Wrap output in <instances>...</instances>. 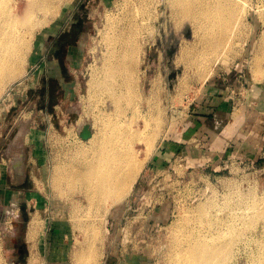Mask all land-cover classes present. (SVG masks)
<instances>
[{
    "label": "rangeland",
    "instance_id": "obj_1",
    "mask_svg": "<svg viewBox=\"0 0 264 264\" xmlns=\"http://www.w3.org/2000/svg\"><path fill=\"white\" fill-rule=\"evenodd\" d=\"M10 2L16 8L13 13L22 17L27 0ZM137 3L66 0L58 13L47 15L49 20L40 15L39 21H48L35 29L21 77L4 83L0 91V174L8 175L17 189L14 196L7 195L4 204L0 193V264H28L33 253L38 254L39 264H171L179 235L186 236L197 224L221 222L223 209L236 208L239 203L259 211L254 219L256 228L262 226L264 58L259 66L253 60L264 38V0H235L234 15L225 12L213 31L209 27L201 31L200 36L209 41L201 51L208 68L202 73L192 57L179 62L182 47L198 42L195 25L186 18L180 27L175 25L181 18L173 16L172 0H149L144 18L147 28L141 38L146 73L137 89L140 97H135L133 107L127 106V111L135 110L127 112V120L134 128L142 124L139 113L147 107L153 82H161L156 101L163 109L164 125L153 156L129 196L109 211L90 208L82 188L64 180L62 173L57 175L65 165L81 162L79 150L90 144L81 137L85 126L95 136L101 134L98 117L107 102L100 96L93 98L90 87L107 51L103 37L108 34L107 21L115 16L122 19L124 11L137 9ZM213 40L221 44L216 46ZM55 59L61 61V75L67 79L63 87L51 82L50 75L60 74ZM220 82L222 87L227 82L228 95L240 100L239 138L224 145L222 166L202 164L190 171L173 167L175 134L188 125L194 108L207 101V87ZM236 82L235 93L231 85ZM134 146L144 154L143 144ZM34 223L36 231L31 237ZM91 224L102 237H88ZM89 246L95 254L80 263L75 253Z\"/></svg>",
    "mask_w": 264,
    "mask_h": 264
},
{
    "label": "bare ground",
    "instance_id": "obj_2",
    "mask_svg": "<svg viewBox=\"0 0 264 264\" xmlns=\"http://www.w3.org/2000/svg\"><path fill=\"white\" fill-rule=\"evenodd\" d=\"M10 1L0 0V91L4 90L2 88L7 85L4 83L9 78L14 77L15 80L17 76L21 77L22 66L30 52L35 29L38 25H44L43 21L48 18L47 15L56 13L66 0H27L28 8L24 10L22 17L13 13L16 8L11 7L13 4H10ZM139 1L140 8L137 3ZM233 1L235 0H172L175 9L173 16L181 18L175 25L180 27L182 20L189 19L196 27L198 39L193 46L187 44L182 47L179 62L192 57L197 71L202 73L207 63L201 51L209 41L200 36L201 31L204 32L205 27L213 31L225 12L230 11L231 15H234L236 7L232 4ZM135 2L137 9L133 7L124 11L122 19L116 16L110 18L113 15L108 18V34L103 36L107 51L105 55L102 54V68L100 67L99 75L93 79L92 88L90 87L93 98L100 96L103 103L107 102L106 108L98 117L101 134L97 137L92 133L88 139L89 146H82L79 150L78 155L83 157L81 162L74 166L65 165L57 174L59 176L62 173L64 180L82 188L90 208L98 206L109 211L129 196L145 163L156 150V143L164 125L163 109L156 101L159 93L157 87L161 83L158 80L153 82L154 89L148 98L146 109L139 113L142 124L138 125L135 116L133 117L137 123L136 128L127 120V112L131 111V108L127 111V106L134 104L135 97H140L137 89L146 73L143 69L145 55L143 57L141 38L147 28L144 18L148 14L149 0ZM40 15L46 17L42 22L39 21ZM213 41L216 46L221 44L219 41ZM211 44L213 43L210 41ZM255 53L253 62L255 66H259L264 58V38ZM205 74L207 73H204V76ZM137 142L145 147L143 156L134 148ZM204 206H199V209L204 210ZM258 212L253 208H243L242 203H239L236 208L223 209L221 222L212 226L197 224L186 236L179 235L177 238L180 244L172 255L171 264H264V222L260 228H256L254 216L259 215ZM261 213L263 214V211ZM31 227L33 237L36 231L35 223ZM87 235L90 238L97 235L102 237L94 224L88 228ZM95 252L92 246L86 249L81 247L75 256L81 263L90 259ZM38 258V254L33 253L28 264H39Z\"/></svg>",
    "mask_w": 264,
    "mask_h": 264
},
{
    "label": "crops",
    "instance_id": "obj_3",
    "mask_svg": "<svg viewBox=\"0 0 264 264\" xmlns=\"http://www.w3.org/2000/svg\"><path fill=\"white\" fill-rule=\"evenodd\" d=\"M61 45L62 43H58L59 47ZM55 61L53 63L58 64L60 74H57V77L50 75L51 82L55 85L59 83L58 85L63 87L67 83L65 75H61L64 69L60 60L55 59ZM45 81L48 83V78ZM227 84L223 82V87L221 82L210 84L206 90L209 96L207 101L198 108H194L188 125L175 134L177 138L175 137L171 143L173 167L178 166L185 171H190L202 164L207 168L223 165V155L226 150L224 145L239 138L237 127L242 122V115L238 113L240 100L237 96L228 95L227 91L230 92L231 89L229 90ZM231 86H234L236 93L237 82ZM10 182L8 175L0 174L2 204L7 199V195L16 193L17 188L12 187Z\"/></svg>",
    "mask_w": 264,
    "mask_h": 264
},
{
    "label": "water",
    "instance_id": "obj_4",
    "mask_svg": "<svg viewBox=\"0 0 264 264\" xmlns=\"http://www.w3.org/2000/svg\"><path fill=\"white\" fill-rule=\"evenodd\" d=\"M92 136V132L89 126H85L83 131L81 132V137L84 140H88Z\"/></svg>",
    "mask_w": 264,
    "mask_h": 264
}]
</instances>
